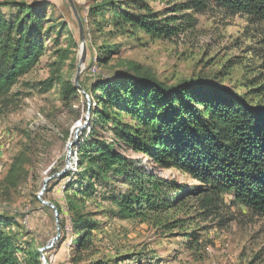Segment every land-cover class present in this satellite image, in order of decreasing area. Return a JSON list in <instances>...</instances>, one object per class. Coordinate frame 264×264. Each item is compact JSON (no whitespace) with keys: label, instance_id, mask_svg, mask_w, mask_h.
<instances>
[{"label":"rangeland","instance_id":"obj_1","mask_svg":"<svg viewBox=\"0 0 264 264\" xmlns=\"http://www.w3.org/2000/svg\"><path fill=\"white\" fill-rule=\"evenodd\" d=\"M71 1L88 31L79 75L82 47L68 0H0V4L44 3L52 16L44 27L43 56L0 104V216L9 217L13 223L6 232L27 233L29 244L25 248L38 249L41 264L42 256L49 264H74L73 215L68 210L71 200L93 227L90 248L82 253L79 264H264V215L236 204L231 195L221 196L215 206L204 210L193 195L199 188L196 181L177 170H156V177L180 185L186 193L178 210L161 219L162 225L174 220L180 227L167 230L140 218L126 219L119 214L116 202L127 184L121 178L93 179L92 189L84 194L87 179L81 181L80 173L86 166H78L76 153L96 109L89 93L91 85L98 78L131 74L134 68L166 85L213 80L264 105V22L210 6L201 14L179 13L190 16L192 29L170 40H152L142 34H112L103 16L89 17L90 9L107 3L128 10L129 0ZM182 1L147 3L161 16ZM2 11L9 14L8 8ZM96 22L101 33L95 29ZM61 24L64 28L59 27ZM103 49L117 54L101 63ZM90 61L93 66L89 71ZM76 77L87 96L77 91ZM99 135L113 139L107 129L100 130ZM124 155L140 158L131 152ZM67 157L71 165L66 173L70 175L57 177L66 169ZM141 166L149 171L152 164ZM44 181L40 199L60 210L57 219L39 199ZM185 235L189 237L184 239ZM194 240L197 244L189 248L187 241ZM21 260L22 264H33L25 256Z\"/></svg>","mask_w":264,"mask_h":264},{"label":"trees","instance_id":"obj_2","mask_svg":"<svg viewBox=\"0 0 264 264\" xmlns=\"http://www.w3.org/2000/svg\"><path fill=\"white\" fill-rule=\"evenodd\" d=\"M147 1L129 0L128 10L107 3L90 9L89 17L93 20L95 15L103 16L105 27L112 34H142L152 40H170L192 29L190 16L179 13L201 14L210 6L264 22V0H183L161 16L152 11ZM3 8L9 9L7 16ZM51 18L44 3L0 4V104L43 56L44 27ZM100 26L95 23L98 33ZM84 31L87 35L86 28ZM102 54L100 62L105 63L117 51L104 50ZM91 66L93 61L89 71ZM89 93L96 109L91 113L88 133L83 134L76 151L78 166H86L80 173L81 181L87 179L84 194L92 189L93 179L121 178L128 186L116 202L122 217L175 229L180 227L179 221L169 220L162 225L161 219L178 210L186 193L180 185L154 175L156 170L173 169L199 184L193 195L202 209L208 210L221 196L231 195L236 204L264 215L263 104L213 80L166 85L139 74L135 68L131 74L122 72L109 80L96 79ZM106 129L113 139L99 135L100 130ZM125 152L140 158L128 159ZM144 163L152 164L149 171L139 167ZM69 175L66 173L63 178ZM68 210L73 215L71 261L79 264L82 253L90 248L93 227L78 204L68 200ZM8 218L0 216V264H22L24 256L33 264H41L38 249L25 248L29 244L27 233L6 232L13 225ZM188 237L185 235L184 239ZM193 242L187 241V246L194 247L197 242Z\"/></svg>","mask_w":264,"mask_h":264},{"label":"water","instance_id":"obj_3","mask_svg":"<svg viewBox=\"0 0 264 264\" xmlns=\"http://www.w3.org/2000/svg\"><path fill=\"white\" fill-rule=\"evenodd\" d=\"M68 2H69V5H70V7H71V9H72V12L74 13V16H75L76 21H77V24H78L79 38H80L81 47H82V57H81V60L79 61V64H78V70H77V75H79L80 72H81V71H80V68H81V66L84 64V61H85V54H86L85 36H86V35H85L84 27H83V25H82V21H81L79 15H78V13H77V10H76L74 4L72 3L71 0H68ZM74 85H75V87L78 89V91H80L83 95L87 96L86 93H85V91L79 86V83H78V77H76L75 82H74ZM87 120H88V118H87ZM81 129H82V128L80 127L79 129L76 130V132H78V131L81 130ZM75 138H77V136H75ZM74 143H75V142L70 143V144L68 145V147L70 148ZM70 154H71V153L68 152V155H70ZM70 165H71L70 159H68V157H67V159H66V169L63 170L61 173H58L56 176H57V177H58V176H63V175L67 172V170L69 169V166H70ZM46 181H47V180H46ZM46 181H44V187H43L42 191H41L40 194H39V199H40V196H42V194H43V191H44V188H45ZM40 201H41L42 205H44V206H46V207H49L50 209H52V210L54 211V213H55V217H56V219H57V218H58V211H57L56 207H55L52 203H50V202H47V201H44V200H41V199H40ZM57 237H58V235H57ZM57 237H56L54 240H56ZM54 240H53V241H54ZM51 246H52V244H51L50 246H48L47 248H45V249H48V248L51 247ZM43 250H44V249H41L40 252H42ZM41 261H42L43 264H49L43 256L41 257Z\"/></svg>","mask_w":264,"mask_h":264}]
</instances>
